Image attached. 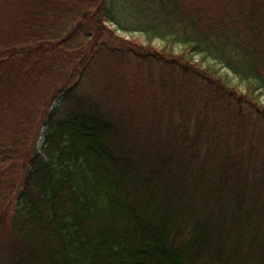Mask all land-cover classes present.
Segmentation results:
<instances>
[{"label": "trees", "instance_id": "obj_1", "mask_svg": "<svg viewBox=\"0 0 264 264\" xmlns=\"http://www.w3.org/2000/svg\"><path fill=\"white\" fill-rule=\"evenodd\" d=\"M215 1L0 0V264H264V0Z\"/></svg>", "mask_w": 264, "mask_h": 264}, {"label": "rangeland", "instance_id": "obj_2", "mask_svg": "<svg viewBox=\"0 0 264 264\" xmlns=\"http://www.w3.org/2000/svg\"><path fill=\"white\" fill-rule=\"evenodd\" d=\"M9 3L14 4L13 1L14 0H8ZM16 1V0H15ZM189 2L192 3V0H188ZM198 2H200V6L202 8L203 11H208V6H209V2H211V0H198ZM217 4V7H220L222 4H224L223 2H221L220 0H216L215 1ZM19 3H17V9H19ZM229 12H231L232 14L235 13V11L238 9L233 0H231V4H227ZM218 9V8H217ZM162 17V15H159V6H154V5H148V6H143L142 2L139 3V5L137 6V13H136V18L139 22H151L153 20H158L159 18ZM165 17V16H164ZM163 17V19H164ZM168 20L170 21H174V18L168 15ZM113 28H115V26H113ZM121 37H125L127 39H132L133 41H135L136 43L142 45V46H149V39L147 38V36L142 35V34H138V33H122L121 31L117 32ZM150 46L158 49V50H162L166 47V44H164L162 41L156 39L152 42H150ZM182 48L179 46L177 48H175V54H180ZM195 62H200L202 63L203 66H207L209 65L208 62H202L201 58L196 57L195 58ZM124 68L128 69L127 66V62L124 63ZM211 65V64H210ZM218 69V67H216ZM220 75H223L224 77L228 78L230 81V84L234 87H238L237 89L243 91L244 87L243 85H240L238 83V79L235 77H232L231 75H228V73H230L229 71L227 72L224 69L220 70ZM133 87L135 88V85H133ZM130 88L134 89V88ZM129 91V89H128ZM137 97L144 99L141 103L136 102V101H130L131 104H133V111L136 112V114H138V118L140 119V121H142L143 123L146 124H138V128L139 130H137L135 133L129 131L130 134H132L134 136V140H137L138 143H141L143 145V143H146V138H145V133H149V129H148V125H153V126H158L159 127V119L156 118L152 112H151V108H149L147 111H144V109L148 106H150L152 104V94H147V92L144 89H141L140 87H136L134 89ZM260 102L262 104H264V96L262 95L260 97ZM146 106V107H145ZM145 107V108H144ZM150 123V124H147ZM43 145V139H41L39 141V145L38 147L41 148Z\"/></svg>", "mask_w": 264, "mask_h": 264}]
</instances>
